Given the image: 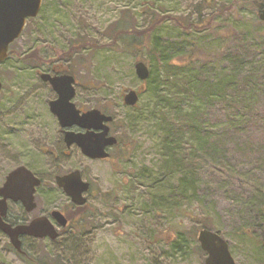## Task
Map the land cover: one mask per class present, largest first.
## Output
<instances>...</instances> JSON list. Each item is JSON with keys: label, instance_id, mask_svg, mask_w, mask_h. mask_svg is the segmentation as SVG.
Listing matches in <instances>:
<instances>
[{"label": "rangeland", "instance_id": "374dc122", "mask_svg": "<svg viewBox=\"0 0 264 264\" xmlns=\"http://www.w3.org/2000/svg\"><path fill=\"white\" fill-rule=\"evenodd\" d=\"M256 3L264 0H44L43 10L27 20L11 44L18 54L0 62V186L18 165L43 178L38 206L30 215L11 206L14 216L26 217L53 208L67 211L71 200L57 186L56 173L79 169L92 186L79 225L75 221L76 227H66L55 240L22 237L31 259L47 258L49 264H205L197 233L208 222L228 240L236 264H264V238L257 239L264 230L252 233L242 203L253 183L264 185V22ZM200 16H211L209 28L182 26ZM154 23L165 39L193 52L192 72L201 88L209 95H225L194 97L186 106L197 109L221 136L234 176L228 179L229 173L219 174L201 162L180 207L167 202L181 173H164L163 134L153 96L142 93L134 107L123 102V93L142 82L136 61L150 66V37L142 30ZM123 28L142 34L120 32ZM72 45L84 48L74 51ZM35 48L47 62L21 57ZM55 48L74 51L72 61L50 59L57 55ZM70 65L77 106L104 108L115 117L112 134L121 142L109 159L68 148L49 109L56 92L41 74ZM195 95L204 94L195 90ZM230 95L246 99L235 102ZM144 171L149 179L141 176ZM246 226L249 236L242 229ZM179 233L187 235V245L175 251L170 243ZM0 264H31L2 230Z\"/></svg>", "mask_w": 264, "mask_h": 264}, {"label": "trees", "instance_id": "16d2710c", "mask_svg": "<svg viewBox=\"0 0 264 264\" xmlns=\"http://www.w3.org/2000/svg\"><path fill=\"white\" fill-rule=\"evenodd\" d=\"M256 4L258 5L259 14L261 9L264 8V4ZM177 22L181 23L179 19H177ZM210 22L211 16L208 18L200 16L196 21L189 20L184 24L182 23V26L184 28L188 27L200 30L209 28L211 26ZM136 31H132L130 28H123L120 32L134 33L135 35L142 34L140 31ZM142 31H144L143 34H146L145 36L148 35L150 37L148 55L151 70L150 76L146 80V89L143 93L149 91L154 98L152 107L155 114L157 113L159 128L163 134V155L166 158L164 162L169 167L167 168L164 165V173L169 177H174L177 173H181L180 183L172 187L170 190L171 194L167 196V202L172 207H180L181 202L187 198L189 190L187 187L193 185L196 180V170L199 168L201 162L204 161L205 163L207 161L208 165L212 166V171L219 174L229 173L225 175L228 179L229 176H234V168L232 163L227 160L221 136L206 125L205 120L199 116L197 109L189 111L186 106V102L194 97L209 100L213 96L223 98L225 95H209L208 90L201 88L198 79L192 72V69L195 67L193 52L187 53V51H184V44L182 42L165 39L157 30L156 23ZM81 44L84 45V43ZM82 45H72L70 48L74 51H79L84 48ZM91 45H94V43L92 42ZM68 49L62 51L55 48L57 55L50 59L68 58L72 61L74 51L70 52ZM11 53L18 54V51L10 49L9 54ZM21 57L26 60L30 58L36 59L38 62H47L48 60L40 55L37 48L25 55H21ZM54 68L60 73H73L71 69L72 65L64 68L54 66ZM212 89L218 90L217 87H213ZM195 90L196 92L202 91L204 95H195ZM226 96L229 97L228 95ZM230 96L232 97H230V100H234L235 102H238L239 97L246 99L245 95ZM262 138L264 139V136ZM140 174L146 177V179H149L151 176L150 174H146L145 171ZM252 186L253 189L250 194L243 195L242 203L245 205L247 223L252 227L249 228H251L252 233L256 234L264 230V185L258 181L253 183ZM86 206H79L78 208L82 209ZM68 216L72 222L71 226L76 227L74 224V214H68ZM201 228L213 229V226L208 222H204ZM242 229L244 233L248 234V236L250 235V229H247V226L246 229ZM217 231L222 233L221 230ZM194 235L196 236V232ZM262 238H264L263 233L262 236L257 237L258 240ZM186 240L187 235L179 233L171 241V248L175 251L184 249L187 245ZM260 245V249L264 253V244ZM23 257L31 264H49L48 261L50 260L43 257L33 260L28 252L27 256Z\"/></svg>", "mask_w": 264, "mask_h": 264}, {"label": "water", "instance_id": "95a60500", "mask_svg": "<svg viewBox=\"0 0 264 264\" xmlns=\"http://www.w3.org/2000/svg\"><path fill=\"white\" fill-rule=\"evenodd\" d=\"M43 0H0V62L8 57L10 44L22 34L29 17H36L41 8ZM259 17L264 21V8L261 9ZM137 76L143 82L137 89L130 88L123 93L126 105L135 106L140 94L146 89L145 81L150 76V67L144 60L135 63ZM41 77L49 81L57 92L58 97L51 100V110L57 115L62 127L78 124L85 131L74 132L66 130L65 141L68 145L77 143L82 152L91 158H107L110 153L108 147L117 143L115 135H110L109 122L114 116L107 114L98 108H92L81 112L73 101L76 95V77L71 73L51 74L43 72ZM2 82L0 79V92ZM57 184L62 187L72 200L80 205L86 203L84 193L90 188V182L82 178L79 169L65 175H58ZM41 183V179L25 165H20L12 170L4 185L0 188V229L4 231L11 240L12 245L19 252L22 248L21 236L29 234L35 237H50L56 239L60 233L57 227L47 216H39L27 224L16 226L7 222L4 216L7 212V200H22L27 210L36 207L35 189ZM53 217L60 226H67L68 218L60 210L52 212ZM197 238L201 248L207 253L205 264H236L228 240L215 230L201 228Z\"/></svg>", "mask_w": 264, "mask_h": 264}, {"label": "flooded vegetation", "instance_id": "af4514ba", "mask_svg": "<svg viewBox=\"0 0 264 264\" xmlns=\"http://www.w3.org/2000/svg\"><path fill=\"white\" fill-rule=\"evenodd\" d=\"M50 73L51 74H60V72L56 69V68H54L53 67V69L52 70H50ZM43 79V78H42ZM44 80V79H43ZM44 81H46L47 83H49V85L52 87V84L49 82V81H47V80H44ZM52 89L54 90V88L52 87ZM55 91V90H54ZM56 92V91H55ZM58 97V94H57V92H56V97H55V99ZM76 97V95L74 96V98ZM74 98H73V101H74ZM55 99H53V100H55ZM50 102H51V100L49 101V109H50V111H51V113L57 118V120H58V123H59V125H60V129H59V131L60 132H62L63 133V141H64V143H65V145L68 147V148H72V147H77L81 152H82V150H81V147L77 144V143H73V144H71V145H68L67 144V142L65 141V132H66V130H71V131H74V132H82V131H85V129L84 128H82V127H80L78 124H74V125H71V126H68V127H66V128H64V127H62L61 126V124H60V122H59V119H58V117H57V115L51 110V107H50ZM76 106H77V104H76ZM78 107V106H77ZM80 110H81V112H83V111H86V110H88V109H81L80 107H78ZM103 112H106V113H109V112H107L104 108H100ZM110 134H112V122L110 123ZM117 136V135H116ZM118 137V141H117V143H115L114 145H111V146H109L107 149H108V151H109V153H110V156L109 157H107L106 159H109V158H111V156L113 155V153H112V150L115 148V147H118L119 146V144H120V142H121V139H120V137L119 136H117ZM122 146H123V144H122ZM120 147V146H119ZM88 157V156H87ZM18 166H20V165H18ZM17 166V167H18ZM26 166V165H25ZM16 167V168H17ZM15 169V168H14ZM13 169V170H14ZM74 170H76V169H74ZM73 171V170H72ZM72 171H69V172H67V173H65V174H68V173H70V172H72ZM11 172V171H10ZM9 172V173H10ZM9 173L7 174V176H6V179H7V177H8V175H9ZM35 173V172H34ZM81 173H82V178L84 179V180H86V181H89L86 177H84L83 176V172L81 171ZM64 173H62V174H57L56 173V175H55V180H56V178H57V176L58 175H65ZM35 175L36 176H38L40 179H41V183L39 184V185H37L36 186V189H35V202H36V207L33 209V210H35L36 208H37V206H38V202H37V199H36V197H37V194H38V191H39V187L42 185V183L44 182L43 181V178L42 177H40L39 175H37L36 173H35ZM6 179H5V181H6ZM5 181L3 182V184L0 186V188L4 185V183H5ZM90 182V181H89ZM56 184H57V180H56ZM57 186L59 187V188H61L64 192H65V190L62 188V187H60L58 184H57ZM91 186H92V183L90 182V189H89V191L91 190ZM88 192V191H87ZM87 192H85L84 193V196L86 197V199L88 200V198H87V196H86V193ZM65 194L67 195V193L65 192ZM69 198H70V200H71V204L69 205V207L67 208V211H65L64 209H60V208H53V209H50V210H48L47 212H42V213H40V214H38V215H36V216H34V217H26L25 215H21V216H17V215H15L14 216V211H12V207L11 206H15V205H18L19 207H20V209L23 211V213H27L28 215H30V213H31V211H33V210H27V208H26V206L24 205V203H23V201L22 200H14V199H11V198H9L8 200H7V212H6V215L4 216V219L7 221V222H9V223H11L12 225H14V226H16V225H18V224H27V223H30L33 219H35L36 217H39V216H47V217H49V219L52 221V223L57 227V228H59V233H60V235L62 234V232H63V230L66 228V227H68V226H71V220H70V217L68 216V214H73V210L74 209H76V210H78L77 211V213L75 214V212H74V216H75V221L77 222V220L79 219V220H81V219H83V216H81V213H82V209H79L78 207L79 206H81V205H79V204H77V203H75L73 200H72V198L69 196V195H67ZM2 197V195L0 194V198ZM87 203V202H86ZM60 210L61 212H63L64 214H65V216L68 218V224H67V226H65V227H63V226H60L58 223H57V221L55 220V218L53 217V215H52V212L54 211V210ZM69 209V210H68ZM72 210V211H71ZM78 223V225L80 224L79 222H77ZM1 230V229H0ZM7 235V234H6ZM25 235H28V236H32V235H29V234H25ZM25 235H22L21 236V239H22V237L23 236H25ZM8 236V235H7ZM9 237V236H8ZM32 237H35V236H32ZM45 238H49L48 236L47 237H45ZM9 239H10V237H9ZM49 239H51V238H49ZM10 242H11V240H10ZM11 245H12V243H11ZM13 246V245H12ZM22 246H23V241H22ZM24 247V246H23ZM13 248H14V246H13ZM20 255H22V254H20ZM23 256H27V254H24Z\"/></svg>", "mask_w": 264, "mask_h": 264}]
</instances>
